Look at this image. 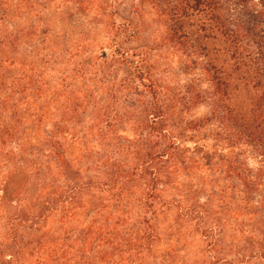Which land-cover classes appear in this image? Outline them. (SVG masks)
I'll return each instance as SVG.
<instances>
[{"label":"trees","instance_id":"16d2710c","mask_svg":"<svg viewBox=\"0 0 264 264\" xmlns=\"http://www.w3.org/2000/svg\"><path fill=\"white\" fill-rule=\"evenodd\" d=\"M193 1L201 28L218 32L227 44V74L216 63L198 59L199 52L190 45L193 42L179 23L189 4L186 0L180 11L171 2L162 11L172 50H183L189 58L187 71L197 62L202 80L208 83L204 89L187 85L184 93L173 90L148 51L120 43L130 36L118 25L111 52L99 57L98 67L83 59L70 68L59 59L48 64L53 74L47 81L22 82L24 75L19 83H8L0 63V156L3 165H16L0 178V264H72L68 258L73 249L76 264H142L160 239L155 221L175 207L196 222L204 223L205 215L209 219L208 228L200 229L210 258H201L199 264H246L254 257L264 264V0ZM242 68L246 93L238 103L240 89L231 79ZM124 69L116 80L117 70ZM75 87L80 93L72 98ZM96 89L105 92L109 102L95 105L99 113L94 125L107 146L94 166L99 176L93 178L74 167L67 155L69 146L87 142L84 138L69 141L70 124ZM198 103L208 107V114L185 119L184 112ZM7 114L10 121L5 119ZM57 114L58 118H51ZM124 125L134 136L117 134ZM202 135L212 136L219 154L201 144L192 151H202L201 157L228 183L231 216L226 221L219 217L224 208L209 207L214 194L208 196L209 203L191 200L186 185L172 181L180 171L183 141L198 142ZM10 140L16 142V151H3ZM112 144L111 151L119 153L117 160L108 154ZM88 156L86 151L76 162ZM138 185V193L131 194L130 189ZM167 191L170 198L164 196ZM81 207L94 211L92 227L86 229V237L69 240L68 218ZM231 228L240 236L224 246V233ZM93 238H97L94 245ZM227 248L236 255L233 259L222 256L220 251ZM119 250L123 262L114 259Z\"/></svg>","mask_w":264,"mask_h":264},{"label":"rangeland","instance_id":"374dc122","mask_svg":"<svg viewBox=\"0 0 264 264\" xmlns=\"http://www.w3.org/2000/svg\"><path fill=\"white\" fill-rule=\"evenodd\" d=\"M182 1L184 0H0V63L2 70L7 71L5 80L8 83H19L18 79L25 75L26 78H23L22 82L27 80L30 82L31 79L36 80L37 78L47 81L50 74L51 76L53 74L52 71L48 72V64L59 59L68 62L70 68L83 59L97 64L98 67L99 57L111 52V42L118 25L123 27L130 36L127 40H121L120 43L136 51H148L153 64L164 71L162 74L168 79V85L173 87V90L184 93L187 85L204 89L208 83L202 80L197 62H194L192 71H187L191 61L183 50V54L181 51L172 50L168 42L167 17L162 9L166 7L167 2H171L180 11L184 9ZM186 1L189 4L185 6L184 16L179 19V23L189 34V39L193 42L190 45L199 52L198 59L203 58V60L216 63L227 74L229 64L226 61L228 59L225 50L226 42L222 40L218 32L208 26L201 28V23L198 22L192 7L194 1ZM195 60V58L192 59V61ZM125 71V69L117 70L116 80H119ZM245 75V70L242 68L234 71V77L231 79L232 85L240 89V92L237 90L236 93L238 103L241 101V96L244 97L246 93L242 85L244 80L241 79ZM76 88L72 89L74 93V95L72 93V98L80 93L75 91ZM94 92L87 98L86 107L77 113L79 117L71 124L69 123L70 126L72 125V136L69 141L72 143L75 139L84 138L87 142L69 146L67 155L74 167L81 169L85 176L93 178L96 175L99 176V168L94 166L99 164L107 146V143L99 138V132L94 125L93 118L99 113V108L95 109V105L100 107V104L105 105L109 102L105 92L100 89ZM190 111L184 112L185 119L208 114V107L203 103H198ZM52 112L56 114L55 109ZM72 113L73 111L70 112ZM58 116V114L53 115L51 118L56 119ZM5 119L10 121L11 117L7 114ZM89 126H94V130L88 128ZM116 131L123 137L134 136L133 131L126 125L119 126ZM17 135L21 139L22 134L17 132ZM113 137L119 136L113 135ZM199 144L204 145L205 149H209L212 153L219 154L220 149H217L218 145L215 144L211 135H202L198 142H195V139L183 141L180 152V171L174 173L172 181L186 185V189L192 192L191 200L209 203L210 197L208 196L214 194L210 199L209 207L215 211L220 207L224 208V213H221L219 217L220 220L226 221L231 216L227 210L230 201L226 191L228 183L224 175L212 170L211 164L206 163L201 157L202 151L197 149L198 153H193L192 150ZM16 146V142L10 140L3 151H16ZM113 147L112 144L108 154L117 160L119 153L111 151ZM221 150L224 154L228 153L227 149ZM86 151H89L88 159L77 163L76 157L78 158ZM192 156L195 161L190 158ZM2 162L3 159L0 156V178L2 174L16 166L15 163L3 165ZM140 186L138 185L136 190L131 188L130 193L137 194ZM171 195L167 191L164 196L170 198ZM83 198L85 200L86 195ZM75 212L72 218H68V224L72 226L69 240L76 236L86 237L84 233L87 232L88 227H92L93 223L94 211L81 207L76 208ZM179 212V208L175 207L169 213H161L157 218L155 229L159 232L160 239L154 241V249L145 255L146 259L142 264H199L201 258H210V252L206 249V238L200 229L208 228L207 216L205 215L204 223H200L194 218H186ZM138 214L134 212V217L138 218ZM240 217L243 216L238 218ZM233 221L230 219V222ZM0 228L3 229L2 226ZM232 229L224 233V241H222L224 246L240 236L239 232H234ZM96 241L97 238H93L92 244L94 245ZM72 251L68 261L76 264L75 250ZM228 251L227 248L220 252L226 259H233L236 255ZM122 258V250H119L114 259L116 262L118 260L123 262ZM31 260L32 257H28V262ZM261 260L260 257H254L246 264H262Z\"/></svg>","mask_w":264,"mask_h":264}]
</instances>
